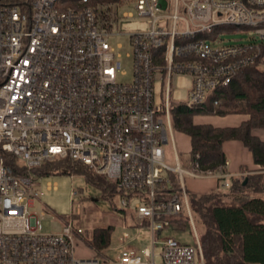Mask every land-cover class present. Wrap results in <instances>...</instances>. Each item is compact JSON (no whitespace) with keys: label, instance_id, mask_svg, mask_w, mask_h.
<instances>
[{"label":"built area","instance_id":"built-area-1","mask_svg":"<svg viewBox=\"0 0 264 264\" xmlns=\"http://www.w3.org/2000/svg\"><path fill=\"white\" fill-rule=\"evenodd\" d=\"M88 2L0 4V264H205L183 176L214 179L223 188L233 176L227 160L206 171L196 163L188 169L166 163L168 142L176 159L168 94L172 80L188 76L183 102L202 104L260 59L264 0H125L148 24L129 34V80L121 78L120 54L108 41L119 35V5ZM222 26L250 32L249 40L220 45V33L199 36ZM54 159L77 161L110 182L118 210L133 226L150 228L151 244L125 248L113 259L76 257L85 230L72 213L60 232L42 233L30 211L42 195L44 175L36 169ZM170 174L177 190H168ZM180 214L190 220L194 243L158 240ZM125 239L123 233L120 242Z\"/></svg>","mask_w":264,"mask_h":264},{"label":"trees","instance_id":"trees-1","mask_svg":"<svg viewBox=\"0 0 264 264\" xmlns=\"http://www.w3.org/2000/svg\"><path fill=\"white\" fill-rule=\"evenodd\" d=\"M26 0H0V4H23ZM125 0H89V5H121ZM240 30L236 26H222L212 33H202V38L222 31ZM264 48L261 58L243 68L225 87L215 89L202 104L187 106L184 102L172 103L170 116L172 129L187 135L190 151L187 168L191 164L201 171L216 169L226 160L222 150L224 141H240L251 153L259 168L240 177H231L229 186L195 194L188 192L189 207L202 228L199 241L205 264H264V142L251 134L254 128H264ZM219 103L214 106L213 102ZM244 114L247 120L237 127H214L194 124L193 116ZM38 174L77 175L101 189L104 197L113 195V186L103 176L87 166L69 159H54L43 163ZM169 191L178 189L174 174H170ZM245 181V182H244ZM180 214L172 219L178 226L185 224ZM112 226L95 228L90 238L83 239L91 256L102 258L110 245Z\"/></svg>","mask_w":264,"mask_h":264},{"label":"rangeland","instance_id":"rangeland-1","mask_svg":"<svg viewBox=\"0 0 264 264\" xmlns=\"http://www.w3.org/2000/svg\"><path fill=\"white\" fill-rule=\"evenodd\" d=\"M118 14L115 32L119 33V35L111 36L108 41L115 51L120 54L119 61L121 63V69L125 71V76L121 78L123 80H129L132 71L131 59L126 57V55L132 54V48L129 44V34L147 30L148 24L146 18L137 15L132 2L119 5ZM122 14H129L130 16L124 18ZM249 34L250 32H246L244 29L222 31L219 34L221 38L219 44L244 43L249 40ZM117 45H120V48H118ZM260 65L264 67V62ZM189 86L190 80L188 76H178L172 80L168 94L169 102L172 104L185 101ZM154 89L155 100L159 103L160 84L156 83ZM156 118H161L163 120L166 133L169 136V127L164 116L159 114ZM170 119L172 121V117ZM171 133L174 138L176 159L172 146L170 142H168L165 146L166 163L171 167L176 166L178 163L183 169H188L190 150L188 137L175 134L172 125ZM183 181L188 192L199 194L201 191H204L203 183L205 181L203 180L184 175ZM48 184H56L55 189H53L54 186H52V189L50 188V190H47ZM40 185L42 195L34 202L30 211L37 216L42 233L50 234L60 232L62 218L72 213L77 225L85 230V239L90 238L92 230L95 228H102L108 225L113 227L110 245L105 250V256L108 258H115L125 248H133L140 251L151 244L152 233L150 228L148 226H133L127 219L128 213L118 210V195L113 194L111 197H104L101 189L77 175H44L40 179ZM72 191H75L77 195L71 197L70 194ZM76 212H78V214H75ZM192 218L199 237V232L202 228L197 224L196 217L193 214ZM185 219L184 225H176V227L174 226L176 229L167 228L160 232L158 240L172 238L179 243L193 244L194 237L192 226L186 215ZM123 233H126V239L121 243L120 239ZM90 255L91 250L79 239L75 249V256L89 257Z\"/></svg>","mask_w":264,"mask_h":264},{"label":"crops","instance_id":"crops-1","mask_svg":"<svg viewBox=\"0 0 264 264\" xmlns=\"http://www.w3.org/2000/svg\"><path fill=\"white\" fill-rule=\"evenodd\" d=\"M247 119L248 116L244 114H228L225 116L196 115L193 116L192 122L194 124H209L214 127H237L242 121ZM174 133L188 137L181 132L174 131ZM251 134L264 142V128H254L251 130ZM188 142L190 143L189 137ZM222 150L228 162L227 171L233 177H240L259 168L258 165L254 164L251 153L240 141H224L222 143ZM203 181H205L203 183L204 191L200 193L215 190L217 188V182L214 179H203Z\"/></svg>","mask_w":264,"mask_h":264},{"label":"water","instance_id":"water-1","mask_svg":"<svg viewBox=\"0 0 264 264\" xmlns=\"http://www.w3.org/2000/svg\"><path fill=\"white\" fill-rule=\"evenodd\" d=\"M245 182V181H244Z\"/></svg>","mask_w":264,"mask_h":264}]
</instances>
